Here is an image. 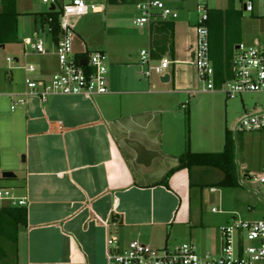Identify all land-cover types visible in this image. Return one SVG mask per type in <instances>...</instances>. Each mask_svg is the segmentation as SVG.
Wrapping results in <instances>:
<instances>
[{
	"label": "crops",
	"instance_id": "0c3cea01",
	"mask_svg": "<svg viewBox=\"0 0 264 264\" xmlns=\"http://www.w3.org/2000/svg\"><path fill=\"white\" fill-rule=\"evenodd\" d=\"M229 2L215 10H226ZM188 21L190 26L176 20L144 27L153 57L166 55L172 61L164 75L155 74L158 79L144 75L141 54L130 49L125 37L117 38L119 26L112 24L109 28L116 31L106 30L103 41H82L74 31L75 52L99 49L108 54L110 92L92 97L58 94L47 101L30 95L12 110L16 99L9 94L26 90L28 60L40 65L46 77L58 69L53 46L44 55L24 45L16 52L17 65L0 78V95L9 97L12 111L1 109L0 118H5L13 136L20 137L12 152L24 155L16 193L27 197V205L0 209V232L2 228L7 250L15 252V264H108L109 236L117 238V249L138 239L153 247L190 242L200 252L219 254L226 222L236 215L247 220L264 217V212L253 214L250 204L208 210L210 204H226L225 195L211 190L224 176L217 167V173L209 170L212 166L181 168L169 176L168 185L161 182L188 149H224H210V139L209 147H194L204 142H193L182 112L185 108L191 114L193 101L186 106L179 95L185 90L191 94L188 89L196 78L191 72L196 28L195 21ZM190 34L192 41L186 39ZM14 70H23V78ZM230 71L233 76L232 65ZM167 75L169 79L162 80ZM238 164L239 159V184L252 180L248 170L264 169V162L257 166L249 160L243 170ZM263 190L254 191L260 202Z\"/></svg>",
	"mask_w": 264,
	"mask_h": 264
},
{
	"label": "built area",
	"instance_id": "2783aa9c",
	"mask_svg": "<svg viewBox=\"0 0 264 264\" xmlns=\"http://www.w3.org/2000/svg\"><path fill=\"white\" fill-rule=\"evenodd\" d=\"M210 0H196L197 19L195 21L196 43L194 47L193 64L204 90L217 88L215 68L211 60L209 19L212 7ZM229 0H226L228 2ZM238 9L253 13L257 7L263 9L264 0H234ZM59 10L60 35L57 41L51 39L58 60V69L49 77L42 74L38 64L27 63L25 70L26 90L22 93H10L11 109L14 110L26 103V97L36 95L47 101L53 95H83L92 97L110 92L108 77V54L103 50H86L75 52L72 19L93 12H100V5H89L85 0H43ZM138 16L134 19L137 27H148L157 22L176 21L179 11L168 4L166 0H137ZM52 18H49V22ZM49 22L37 27L39 32L49 33ZM50 34V33H49ZM26 44L38 54H47L49 49L42 38L33 40L25 38ZM236 52L232 58L233 76L220 82L219 88L226 97L233 99L242 93L264 94V43L247 45L236 44ZM143 73L151 77L154 73L164 75L172 61L169 56L156 60L152 55V47L141 50ZM85 60V63H82ZM10 64L15 58L6 57ZM13 66H10L12 69ZM1 96V95H0ZM239 132L264 131V105L255 112L243 115L236 128ZM252 179L264 186V169ZM215 191L216 188H212ZM264 194V190H263ZM27 205V197L18 195L11 188L0 186V209ZM214 211H219L213 208ZM223 244L219 254L213 255L206 251L201 253L198 247L190 242L175 246L154 248L138 239L132 240L123 249H117V238L107 239L108 264H264V217L258 220L243 219L239 215L230 223L221 227Z\"/></svg>",
	"mask_w": 264,
	"mask_h": 264
},
{
	"label": "rangeland",
	"instance_id": "374dc122",
	"mask_svg": "<svg viewBox=\"0 0 264 264\" xmlns=\"http://www.w3.org/2000/svg\"><path fill=\"white\" fill-rule=\"evenodd\" d=\"M17 14L11 19L13 23L10 28H7L8 23L5 18L0 17V78L7 77L10 73V66L17 65V62L8 63L7 56L15 58L23 45L29 49L31 44L24 42L25 38L31 37L33 40L42 38L46 41V46L49 51L53 50L51 43V36L47 32H39L37 27L42 25L43 18L41 13L50 9V3H44L43 0H14ZM89 5L96 4L103 6V12L89 11L88 14L72 19V26L74 31L82 35V41H103L107 38L106 30L111 29V32L118 30L121 36L117 38L127 39L131 50H140L147 46V40L144 34L146 28H139L133 23L134 19L138 16L136 9V0H85ZM170 6L178 9L179 18L177 21L184 20L187 25L189 21L194 22L197 19L196 0H166ZM0 0V11H2L3 3ZM212 7L226 6V0H210ZM237 5V3H235ZM263 9H257L251 13L246 11L240 12L238 29L233 31L231 27H224L221 32H211V57L215 64H218L220 59L219 55L228 49L230 59L235 54V45L242 42L247 45H259L264 43V17ZM178 22V23H179ZM184 23V24H185ZM112 24L119 26V29L109 28ZM195 28V27H194ZM180 32V29L178 30ZM149 33V32H148ZM236 33V34H235ZM187 40L192 41L193 35L190 34ZM89 47L91 48L92 46ZM94 48V47H93ZM99 50V49H91ZM224 52L221 57L224 56ZM28 60L27 63H30ZM13 69V68H12ZM193 70V71H192ZM192 74H195L190 88L188 89L191 94L185 90L182 100L189 106V102L193 101L191 114L188 109L182 108V112L188 118V125L190 127V137L193 142L198 139L203 141V146H196L198 148L209 147L208 139L211 140L210 149H220L224 147L226 129H228L233 137V154L237 166V159L240 161L238 164L239 170H243V166L247 161L252 160L253 164L261 165L264 162V131H244L237 132L236 128L239 124L241 117L247 113L255 112L264 105V94L261 93H242L236 98L230 99L226 97L225 93L219 88L220 83H217L216 77L213 78L217 88L214 90H204L203 82L200 80L196 69L192 68ZM190 71V70H189ZM16 77L23 78V70H14ZM154 73L156 79L158 77ZM158 76H160L158 74ZM11 77V76H10ZM9 98V97H8ZM6 96H0V110L5 108L7 113L12 112L10 109L11 102L8 101ZM178 98V97H177ZM4 106V107H3ZM3 111V110H2ZM203 138V139H202ZM207 138V139H205ZM19 135L13 136L9 130L8 123L5 118H0V186H6L13 191L18 192L19 179L21 169L23 167L24 155H14L12 152L13 147H17L19 143ZM195 143V142H194ZM19 146V144H18ZM220 152V151H219ZM236 152V158H235ZM249 169V168H248ZM9 170L14 172L19 178H5L2 177V172ZM213 172H219L218 169L211 168ZM252 176H259L262 171L257 169L248 170ZM217 195H225V205L221 206L219 202L209 205L208 210L212 212V207L229 210L234 204H250L253 214L264 212V200L261 202L256 197L254 191L263 190L264 186L258 181L252 179L248 180L245 184H239L237 187L222 186L216 184ZM240 196V197H239ZM239 197V198H238ZM264 199V198H263ZM250 210V209H249ZM228 222H226L227 224ZM230 223V222H229ZM1 229V247L0 251V264H15V252L11 253L7 250L3 242L4 234ZM175 244H169L174 246ZM161 248V247H154ZM210 250V249H206ZM201 250V251H206ZM203 253V252H201ZM213 255H216L213 253Z\"/></svg>",
	"mask_w": 264,
	"mask_h": 264
},
{
	"label": "trees",
	"instance_id": "16d2710c",
	"mask_svg": "<svg viewBox=\"0 0 264 264\" xmlns=\"http://www.w3.org/2000/svg\"><path fill=\"white\" fill-rule=\"evenodd\" d=\"M2 11H0V17L5 18V22L8 21L6 27L10 28L13 24L11 19L16 16L17 11L15 8L14 0H2ZM230 5L226 10H211L210 19H209V28H210V41H211V32H221L223 28L231 27L233 31L238 29L240 10L236 9L233 6L234 0H230ZM43 23L49 22V18L52 20L49 22L50 26V36L51 39L57 41L60 35V19H59V10L57 9H48L46 12H42ZM170 23V22H169ZM173 24V22H171ZM236 34V33H235ZM211 44V43H210ZM226 62L219 61L218 64L213 63L215 68V77L216 75L219 78H216L217 83H220L222 80L232 77L231 64H230V54L228 49H226ZM212 58V57H211ZM221 60V56H219ZM225 136V146L224 149L220 152H196L188 149L179 156V163L176 167L170 169L165 177L161 180L162 183L168 185L169 176L178 169L181 168H192L194 166H212L217 167L222 170L224 176L218 184L222 186H239L238 176H237V166L234 160L233 154V139L230 134V131L226 130ZM12 207H6L5 209H10ZM2 229V228H1ZM3 250L0 244V251Z\"/></svg>",
	"mask_w": 264,
	"mask_h": 264
},
{
	"label": "water",
	"instance_id": "95a60500",
	"mask_svg": "<svg viewBox=\"0 0 264 264\" xmlns=\"http://www.w3.org/2000/svg\"><path fill=\"white\" fill-rule=\"evenodd\" d=\"M54 8H55V6L52 5L51 6V9H54ZM82 63L84 64L85 63V60H82ZM167 79H169V75L165 76V78L162 79V80H167ZM2 177H5V178H14V177H16V174L14 172H12V171L5 170V171L2 172ZM116 218H118V216H114L113 217V221H116Z\"/></svg>",
	"mask_w": 264,
	"mask_h": 264
}]
</instances>
